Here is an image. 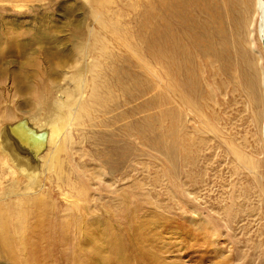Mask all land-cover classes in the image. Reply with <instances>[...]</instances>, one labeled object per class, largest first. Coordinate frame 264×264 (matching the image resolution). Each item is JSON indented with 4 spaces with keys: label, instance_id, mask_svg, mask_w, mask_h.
Segmentation results:
<instances>
[{
    "label": "rangeland",
    "instance_id": "1",
    "mask_svg": "<svg viewBox=\"0 0 264 264\" xmlns=\"http://www.w3.org/2000/svg\"><path fill=\"white\" fill-rule=\"evenodd\" d=\"M252 12L226 70L197 62L198 115L158 76L155 0H0V264H264Z\"/></svg>",
    "mask_w": 264,
    "mask_h": 264
},
{
    "label": "bare ground",
    "instance_id": "2",
    "mask_svg": "<svg viewBox=\"0 0 264 264\" xmlns=\"http://www.w3.org/2000/svg\"><path fill=\"white\" fill-rule=\"evenodd\" d=\"M238 4L239 0H155L157 26L154 50L157 71H159L158 76L160 75V78L164 79L165 75L161 71H167L169 82H167L166 90L173 93L178 105L183 106L186 111H193L198 115L200 113L196 98L199 72L194 71L198 66L197 62L202 61L208 69L216 63L219 69L226 70L229 54L231 56L237 51L239 53L240 47L243 52L244 38L246 39L245 43L250 39L249 34L247 36V32L250 33V31H246L247 27L245 26H247L246 23L252 15V11L256 14L254 16L259 17L258 40L261 48H264V0H249L250 10L248 9V14H246V18L243 17V21L240 19L241 17H236ZM146 15L148 16L147 13ZM152 71L154 70L152 69ZM260 71L264 77V57L261 60ZM204 72L212 80L223 72H228L229 78L233 79V74L236 73V71ZM256 96L254 103L260 100V97L257 99ZM262 107L260 133L264 143V100ZM178 115L176 117H179ZM16 132L6 136L5 141L10 146L11 153L20 163L21 158L30 153L29 144L27 140L18 139L15 136ZM51 134L53 136V131ZM51 160L53 159L51 158ZM54 162L56 164L58 161ZM23 215L22 213L15 215L16 221L13 220L15 223L12 229L16 232H22L24 229L25 217ZM2 216L3 214H0V243L11 248L13 243L9 244L8 224ZM128 240L131 242L130 238Z\"/></svg>",
    "mask_w": 264,
    "mask_h": 264
},
{
    "label": "water",
    "instance_id": "3",
    "mask_svg": "<svg viewBox=\"0 0 264 264\" xmlns=\"http://www.w3.org/2000/svg\"><path fill=\"white\" fill-rule=\"evenodd\" d=\"M264 46V45H263Z\"/></svg>",
    "mask_w": 264,
    "mask_h": 264
}]
</instances>
